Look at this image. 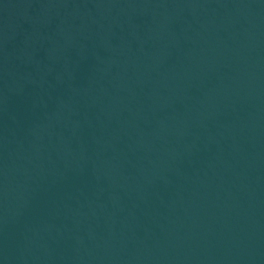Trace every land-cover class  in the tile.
<instances>
[{
	"label": "water",
	"instance_id": "95a60500",
	"mask_svg": "<svg viewBox=\"0 0 264 264\" xmlns=\"http://www.w3.org/2000/svg\"><path fill=\"white\" fill-rule=\"evenodd\" d=\"M264 80V0H0V264H44Z\"/></svg>",
	"mask_w": 264,
	"mask_h": 264
}]
</instances>
